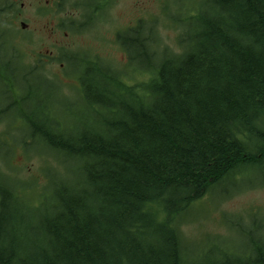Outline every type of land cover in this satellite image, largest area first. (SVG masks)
<instances>
[{"label":"trees","instance_id":"obj_1","mask_svg":"<svg viewBox=\"0 0 264 264\" xmlns=\"http://www.w3.org/2000/svg\"><path fill=\"white\" fill-rule=\"evenodd\" d=\"M196 3L172 20L177 51L140 21L118 35L126 78L99 61L80 69L65 107L78 125L54 120L49 102L23 119L25 146L65 175L47 168L41 205L14 217L22 227L7 212L19 192L0 184V264H189L186 212L264 158V0ZM254 231L253 258L220 264H264Z\"/></svg>","mask_w":264,"mask_h":264},{"label":"rangeland","instance_id":"obj_2","mask_svg":"<svg viewBox=\"0 0 264 264\" xmlns=\"http://www.w3.org/2000/svg\"><path fill=\"white\" fill-rule=\"evenodd\" d=\"M80 1L84 4V1L88 0ZM196 1L108 0L103 2L105 9L102 13H98L100 16L95 20V24L92 27L82 28L79 27L83 24L80 19L81 11L75 8L71 1L62 3L59 0H19V3H25L26 11L30 9L28 14L35 5L47 4L45 17L32 15L30 21L22 19L29 25L30 39L35 42V45L30 46V53L32 49L45 50L61 46L64 49L63 56H67L66 61L72 65L76 57L85 58L87 61H100L99 66L111 65L113 70L122 73L126 78L127 74L122 68L127 63V55L118 46L116 34L144 21L146 27H152L157 32L163 45L177 51V36L182 29L173 24L174 16L180 14L184 17L186 9L194 2L197 4ZM182 6L185 7L184 13L179 9ZM55 8L62 11L58 12ZM28 14L25 13L26 16ZM60 23L64 24L63 29L59 28ZM44 72L48 77L55 75L59 70L57 66H51ZM16 74L21 92L26 94L31 90L34 93L32 101L43 99L48 93L51 104L49 111L54 120L61 121L65 125H78L79 121L67 116L68 113L65 111V107L71 101L79 98L78 79L75 80L72 75L64 77L63 91L58 87L51 97L49 93L51 85L38 79L39 75L35 79L34 76H24L25 70L18 66H16ZM76 75L77 78L80 77L77 69ZM140 76L144 79L141 74ZM135 78L138 79L137 76ZM130 84H134V81ZM16 92L17 88L14 90V95ZM19 98L21 101L16 97L8 98V101L6 96L0 94V111L5 110L0 113V116H5L0 120V184L9 192L11 189L19 192L20 197L10 202L7 212L12 216L10 225L17 222L22 227V223L14 221V217L25 219L29 211L41 205L42 199L39 194L45 193L46 190L47 168L59 178L64 177L65 169L52 153L42 147L39 152L38 142L28 146L25 145L29 138L22 142L29 129L24 125L19 113L27 112L30 106L23 102L22 95ZM70 109L78 115H83L80 105L74 104ZM6 131L9 132L8 135ZM246 172L238 179L239 182H236L241 186L236 192L226 194L230 193V186L224 191L223 188L218 190L214 188V191L211 190L209 195L196 202L186 212L187 224L182 226L181 232L188 244L189 264H220L223 258L221 254H228L243 261L247 260L245 257L253 256L252 240L247 234L258 236L254 231L258 227H262L260 232L264 233V166L261 169L253 167ZM250 180L252 186H249Z\"/></svg>","mask_w":264,"mask_h":264},{"label":"flooded vegetation","instance_id":"obj_3","mask_svg":"<svg viewBox=\"0 0 264 264\" xmlns=\"http://www.w3.org/2000/svg\"><path fill=\"white\" fill-rule=\"evenodd\" d=\"M59 1L62 3L71 1L75 8L80 9V19L83 24H80L79 27L82 28L85 26L92 27V25L95 24V20L100 16L98 13H102L105 9L103 2H107L108 0H88L84 1V4H81L80 0ZM45 3L47 2L45 1ZM46 6L47 4L35 5L32 12L28 14L30 9L26 11L25 3H19V0H0V94L3 97L6 96L7 100L8 98L16 97L18 101H21L19 96H23V102L28 103L30 107L27 112L22 111L19 113V117L22 119L31 116L33 113L42 111L46 103H50V99H48L49 96L48 93H46L47 96H44L43 99L40 98L32 101L31 99L34 93L31 90L27 91L26 94L22 93L17 83L16 66L25 70L26 74L24 76H34L35 79L39 75L37 77L38 79L46 82L45 84L51 85L49 89L51 97L56 88L60 87L61 91H63V78L74 74L70 72V67H73V65L66 61L67 56H63L64 49H62L61 46L45 50L41 48L37 50L32 49V54L30 53V46L35 45V42L32 38L30 39L29 25L22 19L30 21L32 15L36 17H45L47 14ZM57 7L61 6L57 5ZM55 10L58 12L62 11V9L57 10L56 8ZM25 13H27L28 16H26ZM71 22L72 21H70V23ZM63 26L64 24H59V28L63 29ZM65 35H67V33H65ZM6 45L8 46L5 47ZM51 66H57L59 72L47 77L44 71ZM16 88L17 92L14 95V90H16ZM3 112H5V110L0 111V113ZM3 118H5V116H0V120ZM6 134L8 135L9 132L7 131ZM263 166L264 158L256 159L254 164L247 167V170H251L253 167L261 169ZM252 185L250 181L249 186ZM230 187L233 192H236L241 186H238L236 181H233L230 183ZM261 228L262 227H258V231ZM263 241L264 239L261 238L256 240L255 243L263 245Z\"/></svg>","mask_w":264,"mask_h":264}]
</instances>
